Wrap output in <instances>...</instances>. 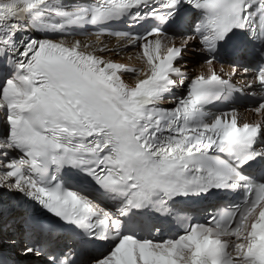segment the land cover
<instances>
[{"label":"snow or ice","instance_id":"obj_1","mask_svg":"<svg viewBox=\"0 0 264 264\" xmlns=\"http://www.w3.org/2000/svg\"><path fill=\"white\" fill-rule=\"evenodd\" d=\"M0 264H264V0H0Z\"/></svg>","mask_w":264,"mask_h":264},{"label":"bare ground","instance_id":"obj_2","mask_svg":"<svg viewBox=\"0 0 264 264\" xmlns=\"http://www.w3.org/2000/svg\"><path fill=\"white\" fill-rule=\"evenodd\" d=\"M106 40H109L110 46H112V45L115 44V41H112L110 39H106ZM131 55H132V53H130V52H124L122 54V56L120 57L121 62L128 63V64H131V65H137L138 66V62L135 59H132V60H129L128 59V57L131 56ZM189 67L191 68V65L190 64H189Z\"/></svg>","mask_w":264,"mask_h":264}]
</instances>
